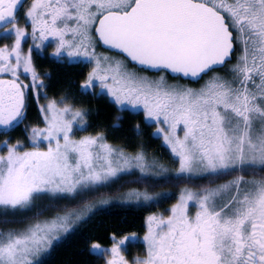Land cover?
Masks as SVG:
<instances>
[{
    "label": "snow or ice",
    "instance_id": "snow-or-ice-1",
    "mask_svg": "<svg viewBox=\"0 0 264 264\" xmlns=\"http://www.w3.org/2000/svg\"><path fill=\"white\" fill-rule=\"evenodd\" d=\"M24 6L0 0V40L11 41L0 46V130L19 126L29 96L39 101L46 91L32 53L51 41L53 56L92 65L79 85L85 94L99 88L116 105L142 109L176 168L165 175L157 161L113 148L103 133L74 138L87 110L68 94L45 97L44 127L26 129L31 147L3 142L0 217L45 197L68 203L23 227L0 228V264H42L62 235L110 202L101 193L124 176L192 186L181 189L170 215L148 217L143 254H124L135 234L113 237L110 248L93 243L105 264H264V0H30L21 26ZM167 74L208 79L192 88L170 84Z\"/></svg>",
    "mask_w": 264,
    "mask_h": 264
},
{
    "label": "trees",
    "instance_id": "trees-1",
    "mask_svg": "<svg viewBox=\"0 0 264 264\" xmlns=\"http://www.w3.org/2000/svg\"><path fill=\"white\" fill-rule=\"evenodd\" d=\"M33 60L39 72H47V76H44L47 89L43 92L47 94V97L58 99L60 96L68 94L74 99L76 105L87 110L84 124L85 132L89 134L103 133L106 142L115 148L128 154L143 152L147 157L154 158L155 161L169 170L165 175L174 173L172 163L165 158V146L160 137L153 133L152 125L150 122H146L142 111L120 109L99 89H96L95 95H91L85 94L84 90L79 87L82 84L80 80L86 79L89 70L88 63L80 68L79 63L57 61L49 59L48 56L40 59L34 55ZM232 63H235V55ZM220 71L223 72V70ZM167 76L174 79L168 74ZM202 80L198 83H189L196 86ZM34 103L30 95L24 117L25 121L29 120L35 123L36 119L34 120V118L37 116V110ZM23 133L24 129L19 125L7 134H20L23 137ZM3 134L6 133L0 131V141ZM134 179L135 176H124L118 181H122L123 195L121 197H128V190L147 192L154 197L147 201L135 199L120 202L118 199L105 206H100L84 222L77 224L73 231L56 241L53 247L43 254L42 264H103L104 258H101L91 248L93 243H99L105 248L112 244L113 237L116 239L129 232L141 233L145 229L147 213L150 210H158L173 201L175 195L178 194V187L186 184L183 180L173 178L152 180L151 183L143 181L130 183ZM115 187L116 185H113L108 194L112 195ZM41 200L40 204L42 205L40 207L17 212L7 217H0V220L15 222L0 225V228L23 227L25 224L51 216L50 211L43 210L45 205L47 210H50L68 203L67 200H57L54 197H45ZM41 213L46 215H38Z\"/></svg>",
    "mask_w": 264,
    "mask_h": 264
},
{
    "label": "rangeland",
    "instance_id": "rangeland-1",
    "mask_svg": "<svg viewBox=\"0 0 264 264\" xmlns=\"http://www.w3.org/2000/svg\"><path fill=\"white\" fill-rule=\"evenodd\" d=\"M28 4H30V0H27V2H26V5L24 6V9H23V11H22V20L20 21V25L21 26H24V24H25V21H24V19H23V12H24V10H26V7L28 6ZM29 31H30V29H29ZM5 43H11V41L10 40H0V46H3V44H5ZM52 45H54V43L53 44H48V47L50 48V53L48 52V55L50 56V57H52V58H57V57H55V56H53L52 55V53L55 51V45L54 46H52ZM31 46V41L29 40L28 42H26L24 45H23V50H24V52L25 53H27V51H28V48ZM43 52V49H40V50H37V49H33V53L36 55V53L37 54H41ZM97 52L98 53H100V54H103V55H112V56H117V54L116 53H114V52H110V51H107V50H105V49H102L100 46H98L97 47ZM33 53H32V55H33ZM239 55V46H237V50H236V53H235V58H236V56H238ZM61 58H63V59H65L67 62H75L76 60H80V59H75V60H68L66 57H61ZM87 62V61H86ZM88 63V67H89V70H88V72H90L91 71V67H92V65L89 63V62H87ZM129 67L130 68H133L134 70H136V71H139V72H141V74H145V75H148V76H154V75H156V73H152V72H148V71H146V70H141V69H138L137 67H135V66H133V65H129ZM88 72H87V74H88ZM87 76V75H86ZM3 78H8L7 76H5V77H3ZM22 79H25V77L24 76H22L21 77ZM166 79H167V81L170 83V84H175V83H181V84H183V85H186V86H188V87H192V88H199L203 83H204V80H206V79H208V77H205L199 84H197L196 86L195 85H190V83L189 82H187V81H184V80H178L177 78H174V79H170V78H168V76H166ZM25 82L27 83L28 82V80L27 79H25ZM97 89H99V88H97ZM100 90V89H99ZM100 92H102V93H104L105 95H106V93L104 92V91H101L100 90ZM44 95V96H43ZM42 96L43 97H41V100H39V101H36L35 99H33L34 100V104L36 105V110H37V116L34 118V120H35V123H33V122H31V121H29V120H27V121H25V118L22 120V123H20L19 125L20 126H22V128L24 129V133H23V137L22 136H20V134H7L8 132H10L11 131V129L10 130H7L6 132L5 131H3V130H0V131H2V132H4V133H6V134H3L2 135V139H1V141H0V152H3V151H5V149L3 148V142L4 141H6V140H8V141H10V142H12V143H16L17 141H19V142H21L22 144H24L25 145V147L26 148H29V147H31V145H30V143L27 141V138H26V129H30L31 127H44V123H43V118H42V114H41V112L39 111V105L40 104H45L46 102H47V100L45 99V97H47V94H45V93H42ZM107 96V95H106ZM108 97V96H107ZM109 98V97H108ZM47 99H53V98H51V97H47ZM110 100H111V98H109ZM112 101V100H111ZM29 105H30V103H29ZM27 106H28V104H27ZM117 107H119L120 109L121 108H127V109H129V110H134V111H142V109H140V108H133V107H131V106H119V105H116ZM35 116V115H34ZM33 116V117H34ZM145 118V117H144ZM145 120H146V118H145ZM146 122H150L151 123V125H152V130H153V133L155 134V135H158L159 137H160V139H161V142H162V144L165 146V149H164V154H165V158H167L169 161H170V163H172V166L174 167L173 169L175 170V168H176V165L174 164V162H173V157L171 156V154H170V151H169V149L166 147V145L164 144V142H163V139H162V137L159 135V134H157V132H156V127H154L153 126V122L152 121H149V120H146ZM84 126L85 125H83V127H76V128H74V138H77V139H79V138H81V137H84V136H92V135H96V134H89V133H87V132H85L84 131ZM13 136V138H11ZM108 143V142H107ZM109 144V143H108ZM109 145H111V144H109ZM43 146V145H42ZM113 148H115L113 145H111ZM117 149V148H116ZM123 151V150H122ZM128 154V153H127ZM129 155H131V154H129ZM150 160H154V158H151V157H148ZM159 163V162H158ZM123 181H125V180H123ZM121 182L122 181H120V182H116V183H113V184H111V186L109 187V188H107V189H105V191H103V193H101V195L102 196H104L105 198H108L109 200H110V202L111 201H114V200H118L119 199V201L121 202L122 200H135L136 198L135 197H121L122 195H123V189H122V186H121ZM148 182H152V180H150V181H148ZM115 186L116 185V187H115V191H114V193L112 194V195H110V194H108V192L109 191H111L110 190V188L112 187V186ZM185 186H189V187H191L192 185H186V184H183V185H180L179 187H178V189H179V191H178V194L177 195H175V198H174V200L173 201H171L170 203H168L167 205H164V206H162L161 208H159L158 210H150L148 213H147V215H146V220H145V229L141 232V233H138V232H129V233H126V234H124V235H122V236H120V237H117L116 239L117 240H119V239H122V238H124L125 236H132L133 234H135V236L137 237V239H135V240H132V241H130L128 244H126L125 245V251H124V254L129 258V259H131V258H133V257H136V256H139V255H141V254H143L144 253V251H145V247H144V244H143V236L146 234V232H147V219H148V217H150V216H164V217H167L168 215H170V210H171V208H172V206L177 202V200H178V197H179V194H180V191H181V189L182 188H184ZM195 190V189H194ZM130 192V190H128V193ZM110 195V196H109ZM150 195V194H149ZM151 197H154L152 194L150 195ZM95 200H99L100 199V197L98 196V197H95L94 198ZM42 200L41 199H38L36 202H35V204L33 205V207L32 208H37V207H40L42 204H40V202H41ZM103 206H105V205H103ZM99 208V207H98ZM43 210L44 211H50L51 213L53 212V209H50V210H47V207H46V205L44 206V208H43ZM189 211L190 212H192V213H194L195 211H196V208L195 207H190V209H189ZM44 215H46V214H43L42 216H44ZM33 222H35V221H33ZM33 222H31V223H33ZM77 226V225H76ZM75 226V227H76ZM63 236H65V235H62L61 237H63ZM111 247V245H109V246H107V247H105V248H110ZM130 249H132V250H130ZM47 253V252H46ZM45 254V253H44ZM107 257H104V261H103V264H105V259H106Z\"/></svg>",
    "mask_w": 264,
    "mask_h": 264
},
{
    "label": "flooded vegetation",
    "instance_id": "flooded-vegetation-1",
    "mask_svg": "<svg viewBox=\"0 0 264 264\" xmlns=\"http://www.w3.org/2000/svg\"><path fill=\"white\" fill-rule=\"evenodd\" d=\"M26 2H27V0H25V5H26ZM22 11H23V9H21L20 10V12L18 13V15H19V17H20V21L22 20ZM48 44H53V42H51V41H48V42H45V45H44V47L42 48L43 49V52L40 54H37L36 53V55L33 53V56L35 55V56H37V57H39L40 59L42 58V57H46V56H48L49 57V59H53V60H57V61H60V60H64L65 62H66V60L65 59H63V58H52V57H50L49 55H48V52L50 53V48L48 47ZM52 46H54V45H52ZM71 63H79V65H80V68L82 67V66H86V64H87V62L86 61H84V60H76L75 62H71ZM39 72V71H38ZM40 74H41V77L42 78H44V76L46 77L47 75H46V73L47 72H39ZM85 81V79H82V80H80V82L81 83H83ZM41 97H43L42 95H41ZM28 104V103H27ZM28 107V106H27ZM26 107V108H27ZM27 111V110H26ZM25 114H26V112H25Z\"/></svg>",
    "mask_w": 264,
    "mask_h": 264
},
{
    "label": "water",
    "instance_id": "water-1",
    "mask_svg": "<svg viewBox=\"0 0 264 264\" xmlns=\"http://www.w3.org/2000/svg\"><path fill=\"white\" fill-rule=\"evenodd\" d=\"M102 47V46H101ZM103 49H105L104 47H102ZM107 50V49H106ZM137 67V66H136ZM138 68V67H137ZM147 71H149V72H153V71H151V70H147ZM170 77H174L172 74H168ZM187 81H190V80H187ZM190 82H193V81H190Z\"/></svg>",
    "mask_w": 264,
    "mask_h": 264
}]
</instances>
